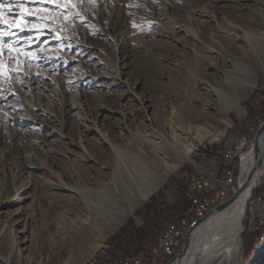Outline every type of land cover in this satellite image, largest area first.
<instances>
[{"label":"rangeland","instance_id":"374dc122","mask_svg":"<svg viewBox=\"0 0 264 264\" xmlns=\"http://www.w3.org/2000/svg\"><path fill=\"white\" fill-rule=\"evenodd\" d=\"M26 7L62 15L54 24L49 19L39 39L35 31L18 33L32 37L24 50L40 59L22 63L19 73L6 71L11 80L0 83L4 112L0 111V264L5 260L9 264H113L134 258L148 247L140 254L130 250L124 255L106 242L128 221L132 228H140L150 199L161 213L150 212L161 228L157 241L167 226L177 227L181 217L197 206L201 194L191 198L192 178L208 179L218 192L224 186L220 184L224 172L232 169L237 189L242 152L249 151L264 122V65L249 56V43L219 46L221 51L229 47L223 62L218 56L205 58L179 33L187 28L209 38L225 20H241L243 28L254 33L264 28L262 0H73L68 7L30 0ZM250 61L256 70L247 69ZM12 67L5 64L6 70ZM201 82L226 94L228 103L223 104L217 93L202 90ZM200 113L204 115L195 123L225 131L224 137L202 142L191 161L170 168L163 183L114 231L105 221L92 218L83 201L61 190L59 181L51 177L57 173L63 183L81 188L89 197L83 188L105 187L114 168L112 162L92 161L86 155L85 167L93 174L100 169V175L75 177L81 153L102 152L105 157L111 152L101 144V133L120 152H152L148 143L154 141L153 132L165 136L178 116L193 117L194 122ZM248 136L242 145L240 139ZM228 149L237 150L233 167L224 159ZM156 170H152L153 180ZM263 179L264 171L255 185ZM204 193L209 196V190ZM233 195L231 190L226 200ZM85 219L88 224L80 231ZM241 219L237 254L214 253L190 264H264V258L254 259L253 221L247 204Z\"/></svg>","mask_w":264,"mask_h":264},{"label":"bare ground","instance_id":"6f19581e","mask_svg":"<svg viewBox=\"0 0 264 264\" xmlns=\"http://www.w3.org/2000/svg\"><path fill=\"white\" fill-rule=\"evenodd\" d=\"M262 2L264 3V0H262ZM240 21L237 23H231L228 20L221 22L215 32V35H210L209 38H204L200 33L187 28L182 30L179 34L182 40L187 39L191 41L193 46H195L196 49H199L202 53V56L205 58L212 59L218 56L223 62H227V60L224 58L228 56V46L223 49L224 51H221L219 46L222 47L223 45L230 44L232 42H243L246 44L249 43L252 45L251 51H249V56L257 58V60H260L262 65H264V28L253 33L251 31H247L246 28H243ZM217 51H219V54H217ZM243 55L247 54L244 53ZM243 62L244 61H242V66ZM252 64L253 63H251V61L248 62V70H256V67ZM199 86L204 91H212L213 93H217L218 99L223 104L228 103L226 94H222L215 87H212L205 82H201ZM225 106L226 107H224V109L221 111L223 117L226 115L228 109V105ZM0 111L4 113L2 109H0ZM203 115L204 113H200L197 118H194L197 119L194 122L192 121L193 117L189 118V120H185L182 116H178L176 119V126H170V130L168 129V132L165 136L157 132H153L151 134H154V141L147 143L150 146L152 152H135L136 155L133 154V152H120V150H118V148L113 144L111 138L106 135V133H101V144L108 145L111 150V152L108 153L109 155L107 154L104 157V153L92 151L86 152V154L81 153L82 157L80 160H82V162L76 164L78 167L75 168V177L77 180H81L83 177L87 179H95L97 175H100L101 170L98 169L100 171L97 170L95 174L90 173V168H87L84 165L85 161H88L90 158L92 161L95 159L98 162L104 161L103 163H114V168L111 172L112 174L109 180L110 183L108 185L103 188L100 186H97V188L94 189L83 188L88 194H90V198L85 196L86 193L85 195L84 193H81V188H72L63 183L62 179H60L57 173H51V177L59 181V188L61 190L69 191L74 194V196H78L83 201V204L87 207V210H89V215L93 216L92 218L105 221L108 225V228L111 231H114L123 223L127 215L132 213L138 206L145 202L151 193L163 183L167 177L168 170H171L170 168L176 169L184 161H191L193 151L202 142L206 140L210 142L220 141L224 137L225 131H211L195 123L202 119ZM224 123L227 126L230 125L227 120H224ZM246 140V137L240 139L241 144L243 145ZM95 155L97 157H94ZM236 155V149H228V155H224L226 163L232 164L234 158H236ZM262 159V167L255 172L252 181L248 183V176L255 164L254 153L251 144L249 151L243 157L241 166L242 171L238 180L237 189L239 187H243L241 193L224 209L209 215L203 223L198 224L193 228L188 248L184 254L172 264H178L179 261L180 264H190L193 262L194 258H199L202 256H207L208 258L214 253L221 254L226 252L229 255L237 254L235 242L241 231L240 221L242 220L241 218L244 213V208L253 188L255 187V184L264 171V147H262ZM168 161L171 162V165L167 166L166 168L165 164H167ZM156 167H158L159 170H156L157 175H155V179L153 180L152 170L155 171ZM162 167L164 168L163 170H161ZM207 180L208 179L199 178L191 179V182H198V185H191V189L193 190L191 198H197V194H201V197L196 201L197 206L191 208L188 211L186 217L183 218L184 228H190L189 226H191L192 219H196L197 216H202L209 210V196H207L208 193H204L209 190ZM221 185L224 186L223 188L222 186L219 188L217 197H226V184ZM209 186H211L210 183ZM198 200L201 201V204L198 203ZM86 220L89 219H85L83 221L79 227V229L81 228L80 231H82L84 228V224H88ZM179 225L180 221L178 223V226ZM164 231L165 236H174L175 232L177 231V227L175 225H170ZM104 239L105 236L103 235L101 240L98 242L97 248L101 246ZM206 244H209V246ZM12 249L13 246L10 244L9 250L12 251ZM160 253L161 244H159L158 239L157 242L148 250V255L159 256ZM263 258L264 248L261 249V259ZM132 263L151 264V256H146V253H142L138 257L130 259L126 258L124 260L114 262L113 264ZM5 264H9L8 260H5Z\"/></svg>","mask_w":264,"mask_h":264},{"label":"snow or ice","instance_id":"6c2138e0","mask_svg":"<svg viewBox=\"0 0 264 264\" xmlns=\"http://www.w3.org/2000/svg\"><path fill=\"white\" fill-rule=\"evenodd\" d=\"M29 2L30 0H0V83L6 78L9 81L11 80V77H6V71L19 73L22 63L40 59V56L35 52L24 50V45L32 43V37H20L18 33L35 31V39H39L44 35L43 29L49 19L54 24L55 18L62 15V13L49 12L42 7H26ZM72 2L73 0H40V3H50L58 6L63 4L65 7H68ZM87 2L95 3V0H87ZM69 10L71 11V9ZM28 17H37V19L33 21ZM14 36H17L16 40L11 39ZM6 37L9 39L6 40ZM6 63L13 65V67L6 70Z\"/></svg>","mask_w":264,"mask_h":264},{"label":"built area","instance_id":"2783aa9c","mask_svg":"<svg viewBox=\"0 0 264 264\" xmlns=\"http://www.w3.org/2000/svg\"><path fill=\"white\" fill-rule=\"evenodd\" d=\"M248 141H249V136L247 137V142ZM247 152H242L241 158H243V155L246 154ZM223 155H228V150H225ZM228 166L233 167L231 166V164H228ZM207 183L209 189V200H208L209 212L213 208L217 207L219 204L223 203L228 198V195L231 192V190L232 192H234V194L236 192V188L234 186L235 182L234 180H232V169L226 170L223 174V178L220 181V184H226V197H217L218 186L215 188L213 186H209V180H207ZM190 185H198V182H191ZM254 189H258V190L254 194L251 193L247 201V210L250 218L253 221V232H254L253 242L255 249L254 259H260L261 249L264 248V179L262 183L258 182V184L255 185ZM198 203L201 204V201H198ZM202 217L204 216H197L196 219H192L191 225ZM188 229L189 228H184L183 217H181L180 225L177 226V231L175 232L174 236H165V231H163L159 237V244H161L160 255L159 256L148 255V249L145 250L146 256H151V264H166L167 262H169L170 259H173L176 255L175 253L179 249H181L183 237L184 235H186ZM135 257H138V255Z\"/></svg>","mask_w":264,"mask_h":264},{"label":"trees","instance_id":"16d2710c","mask_svg":"<svg viewBox=\"0 0 264 264\" xmlns=\"http://www.w3.org/2000/svg\"><path fill=\"white\" fill-rule=\"evenodd\" d=\"M185 207L184 211H186L189 207L188 200L187 206ZM151 211L156 215L158 214L157 209L152 205V201L150 199L146 205V216H140L143 220V225L140 228H132L128 221L115 235L107 240V246L112 250L121 252L124 255H129V251L133 250V254L136 255L156 243V239L161 232V228L158 220H156V218H151ZM160 214L161 213L158 215Z\"/></svg>","mask_w":264,"mask_h":264},{"label":"water","instance_id":"95a60500","mask_svg":"<svg viewBox=\"0 0 264 264\" xmlns=\"http://www.w3.org/2000/svg\"><path fill=\"white\" fill-rule=\"evenodd\" d=\"M263 139H264V122L262 124H260L258 130L256 131V133L253 137L252 150L254 153L255 164H254V166H253V168H252V170L248 176V180H247L248 183H250L252 181V178H253L255 172L262 167V162H263L262 147L264 145ZM242 189H243V187H239L237 189V191L235 192V194L231 198H229L225 202L219 204L217 207L213 208L204 217L195 221L190 226V228L188 229L181 249L178 251V253L175 255V257L173 259H171L169 262H167L166 264H172L175 260H178L184 254V252L188 248V244H189V240H190L192 230L196 225L203 223L208 218L209 215L224 209L226 206H228L230 203H232L239 196Z\"/></svg>","mask_w":264,"mask_h":264},{"label":"crops","instance_id":"0c3cea01","mask_svg":"<svg viewBox=\"0 0 264 264\" xmlns=\"http://www.w3.org/2000/svg\"><path fill=\"white\" fill-rule=\"evenodd\" d=\"M145 209H146V207H145ZM165 226H166V225H165ZM167 227H168V226H167ZM156 242H157V241H156ZM148 248H149V247H148ZM148 248H147V249H148Z\"/></svg>","mask_w":264,"mask_h":264}]
</instances>
